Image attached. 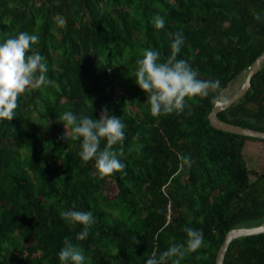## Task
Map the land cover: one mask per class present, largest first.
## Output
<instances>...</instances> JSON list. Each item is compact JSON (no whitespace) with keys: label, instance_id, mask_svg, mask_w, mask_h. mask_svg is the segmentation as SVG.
<instances>
[{"label":"trees","instance_id":"obj_1","mask_svg":"<svg viewBox=\"0 0 264 264\" xmlns=\"http://www.w3.org/2000/svg\"><path fill=\"white\" fill-rule=\"evenodd\" d=\"M20 31L39 35L29 52L45 56L51 83L26 88L16 116L0 119V264H61L68 239L85 264H145L186 241L188 227L202 229L204 242L180 264H215L229 229L264 222V168L245 157L264 140L208 119L264 52V0H0V39ZM176 32L185 36L178 58L221 87L186 97L183 112L153 116L132 74L145 48L166 59ZM102 106L126 123L124 143L113 146L126 168L103 176L58 120L68 110L98 119ZM216 116L264 131V65ZM70 207L95 215L86 239H77L83 225L61 216ZM223 264H264V232L233 239Z\"/></svg>","mask_w":264,"mask_h":264},{"label":"clouds","instance_id":"obj_2","mask_svg":"<svg viewBox=\"0 0 264 264\" xmlns=\"http://www.w3.org/2000/svg\"><path fill=\"white\" fill-rule=\"evenodd\" d=\"M152 23L156 28H163L166 21L163 16L157 15L153 17ZM173 37L171 53L166 59L161 58L159 49L145 48L136 60L132 74L138 86L145 91V102L153 116L183 112L187 106L186 97H206L221 87L219 79L200 78L198 70L189 60L178 58L185 36L176 32ZM39 39L38 34L28 31H20L6 39H0V119L11 120L16 116L18 97L26 88L51 83L45 56L39 52H29ZM58 120L63 122L65 133L70 129L71 136L79 141L78 156L85 162L94 161L98 175L112 174L126 168L121 159L123 148L117 150L113 147L122 145L126 138V123L121 115L109 114V109L102 106L98 119L68 110ZM184 159L191 164L190 157L185 156ZM61 216L70 224L83 225L77 234L78 240L86 239L91 226L96 222L91 210L76 207L64 209ZM185 231L186 241L174 242L161 253L153 251L145 264H164L168 259H172V264H180V258L186 252L195 251L202 246V229L188 227ZM57 255L61 264H85L86 261L82 248L70 239L66 240Z\"/></svg>","mask_w":264,"mask_h":264},{"label":"water","instance_id":"obj_3","mask_svg":"<svg viewBox=\"0 0 264 264\" xmlns=\"http://www.w3.org/2000/svg\"><path fill=\"white\" fill-rule=\"evenodd\" d=\"M263 65H264V52L260 56H258L247 68L242 83L233 93H231L228 97L219 96L215 100L213 107L208 114L209 122L214 128L243 136H250L264 140V131L256 130L250 127H244L237 124L228 123L218 119L216 116L218 112L225 110L233 102L239 100L244 96L247 89L250 87L252 76L256 72H258ZM263 232H264V222L254 226H239L229 229L226 232L223 242L217 251L215 264H223L225 253L228 249L230 242L233 239H236L241 236L254 235Z\"/></svg>","mask_w":264,"mask_h":264},{"label":"rangeland","instance_id":"obj_4","mask_svg":"<svg viewBox=\"0 0 264 264\" xmlns=\"http://www.w3.org/2000/svg\"><path fill=\"white\" fill-rule=\"evenodd\" d=\"M245 77V72H242L232 83H230L222 92V97H228L233 93L242 83ZM245 157L248 167L253 169H263L264 168V146L261 143H257L255 147L250 145L246 146Z\"/></svg>","mask_w":264,"mask_h":264}]
</instances>
